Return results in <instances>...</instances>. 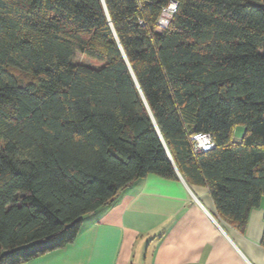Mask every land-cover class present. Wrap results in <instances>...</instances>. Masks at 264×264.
I'll use <instances>...</instances> for the list:
<instances>
[{"label":"trees","instance_id":"1","mask_svg":"<svg viewBox=\"0 0 264 264\" xmlns=\"http://www.w3.org/2000/svg\"><path fill=\"white\" fill-rule=\"evenodd\" d=\"M170 1L0 0V264L71 243L149 174L206 187L240 230L260 206L264 0H175L160 29Z\"/></svg>","mask_w":264,"mask_h":264},{"label":"crops","instance_id":"2","mask_svg":"<svg viewBox=\"0 0 264 264\" xmlns=\"http://www.w3.org/2000/svg\"><path fill=\"white\" fill-rule=\"evenodd\" d=\"M178 177L137 179L71 243L21 264H264V197L240 230L218 218L206 187Z\"/></svg>","mask_w":264,"mask_h":264},{"label":"built area","instance_id":"3","mask_svg":"<svg viewBox=\"0 0 264 264\" xmlns=\"http://www.w3.org/2000/svg\"><path fill=\"white\" fill-rule=\"evenodd\" d=\"M178 11V2L175 0L162 8L157 25L160 29H165L171 23L173 16ZM194 150L199 152H206L215 148V142L210 133H196L192 136Z\"/></svg>","mask_w":264,"mask_h":264},{"label":"rangeland","instance_id":"4","mask_svg":"<svg viewBox=\"0 0 264 264\" xmlns=\"http://www.w3.org/2000/svg\"><path fill=\"white\" fill-rule=\"evenodd\" d=\"M75 62L76 63H79V64H84V65H89V66H92V67H95V68H99L103 65V63L99 62V61H96L94 59H91L85 55H82V54H77L76 57H75ZM243 127L242 126H239L236 128V131H235V137L238 136L239 134H241L243 131ZM239 131V132H238Z\"/></svg>","mask_w":264,"mask_h":264},{"label":"water","instance_id":"5","mask_svg":"<svg viewBox=\"0 0 264 264\" xmlns=\"http://www.w3.org/2000/svg\"><path fill=\"white\" fill-rule=\"evenodd\" d=\"M179 175H180V173H178ZM180 177H182L181 175H180Z\"/></svg>","mask_w":264,"mask_h":264}]
</instances>
